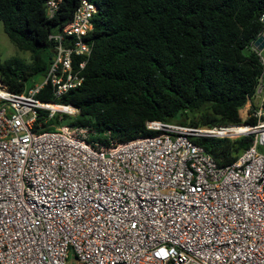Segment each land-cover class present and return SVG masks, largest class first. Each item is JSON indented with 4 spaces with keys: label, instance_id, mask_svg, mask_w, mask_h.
I'll return each instance as SVG.
<instances>
[{
    "label": "built area",
    "instance_id": "obj_1",
    "mask_svg": "<svg viewBox=\"0 0 264 264\" xmlns=\"http://www.w3.org/2000/svg\"><path fill=\"white\" fill-rule=\"evenodd\" d=\"M97 11L82 0L49 36L54 55L33 88L0 81V264H264V64L255 124L148 121L155 136L92 143L65 123L79 109L37 96L50 86L60 101L84 85ZM242 137L250 148L226 167L194 142Z\"/></svg>",
    "mask_w": 264,
    "mask_h": 264
},
{
    "label": "trees",
    "instance_id": "obj_2",
    "mask_svg": "<svg viewBox=\"0 0 264 264\" xmlns=\"http://www.w3.org/2000/svg\"><path fill=\"white\" fill-rule=\"evenodd\" d=\"M0 0V25L19 51L2 61L0 81L14 93L34 87L53 58L51 34L69 23L82 0ZM98 11L87 41L93 44L85 82L62 100L50 86L37 98L71 105L79 116L71 127L89 130L104 146L155 136L148 121L193 127L240 125V110L252 108L263 73L264 51L253 43L264 31V0H89ZM43 117L46 112L41 113ZM246 123L255 124L250 118ZM58 118L42 120L54 130ZM35 130H38L36 126ZM252 137L197 138L219 167L233 164L250 148Z\"/></svg>",
    "mask_w": 264,
    "mask_h": 264
},
{
    "label": "rangeland",
    "instance_id": "obj_3",
    "mask_svg": "<svg viewBox=\"0 0 264 264\" xmlns=\"http://www.w3.org/2000/svg\"><path fill=\"white\" fill-rule=\"evenodd\" d=\"M0 58L2 61H6L12 58H18L26 63L31 62V55L27 52L19 51L16 46L10 41L7 35L4 33L3 25H0ZM40 81V79H37ZM261 101V98L253 99V106H258ZM251 105L247 104L245 108L240 110V116L243 121H246L248 114L250 112ZM69 120H66L65 123H68Z\"/></svg>",
    "mask_w": 264,
    "mask_h": 264
},
{
    "label": "water",
    "instance_id": "obj_4",
    "mask_svg": "<svg viewBox=\"0 0 264 264\" xmlns=\"http://www.w3.org/2000/svg\"><path fill=\"white\" fill-rule=\"evenodd\" d=\"M254 47L259 53L264 51V35L258 37V39L254 42Z\"/></svg>",
    "mask_w": 264,
    "mask_h": 264
}]
</instances>
